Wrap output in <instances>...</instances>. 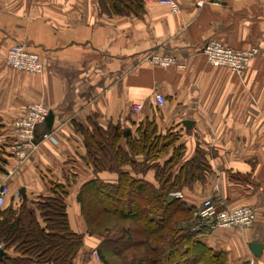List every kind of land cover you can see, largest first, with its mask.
Segmentation results:
<instances>
[{"label": "crops", "instance_id": "0c3cea01", "mask_svg": "<svg viewBox=\"0 0 264 264\" xmlns=\"http://www.w3.org/2000/svg\"><path fill=\"white\" fill-rule=\"evenodd\" d=\"M15 1L0 0V154L6 162L0 183L5 179L10 192L2 208L11 206L20 188L33 199L49 196L52 184L64 185L69 228L83 236L74 264H102L95 250L103 238L86 233L77 196L94 178L115 184L117 174L94 173L86 163L85 134L112 126L131 140L139 125L148 124L156 137L176 139L180 161L173 176L184 162L204 164L197 178L174 191L181 202L198 210L210 198L220 208L256 212L250 229L216 230L199 239L224 253L227 264H264V249L255 259L248 248L252 242L264 245V0H175L177 14L140 0H48L30 9L26 0L9 6ZM111 1L116 11L107 7ZM211 39L258 53L236 75L206 64L201 49ZM14 44L39 57L40 76L5 65ZM151 52L174 58L178 67L142 62ZM155 94L164 98L162 107L154 104ZM31 102L54 114L52 140L37 141L18 161L11 151L12 122ZM138 104L142 110L133 112ZM120 146L130 157L126 140ZM132 159L134 169L128 164L121 170L157 187L154 169H146L153 163L142 155Z\"/></svg>", "mask_w": 264, "mask_h": 264}, {"label": "trees", "instance_id": "16d2710c", "mask_svg": "<svg viewBox=\"0 0 264 264\" xmlns=\"http://www.w3.org/2000/svg\"><path fill=\"white\" fill-rule=\"evenodd\" d=\"M137 1L128 0L132 5ZM106 5L112 11L118 7L116 1ZM145 125H139L137 138L131 140L124 130L112 126L105 131L94 126L89 134H85L86 163L94 173L104 170L117 174L115 184L94 178L79 192L77 202L87 225L86 233L92 235L89 223L100 215L136 223V230L127 228L100 232L103 239L95 250L97 259L102 264H110L102 251L104 247L122 264H227L224 253L215 252L198 238L206 233L204 230L192 232L191 228L195 226L192 214L197 210L169 195L197 178L204 164L199 160L184 162L182 171L173 176V168L180 161L176 158L180 149L174 145L176 139L156 137L155 129ZM95 136L98 142L94 140ZM122 139L126 140L130 157L121 149ZM173 147L172 156L158 164V159L166 156L168 149ZM135 155H142L143 161L153 163L146 169H154L157 187L121 170L128 164L134 169L136 163L132 156ZM4 165L6 162L0 157V175L6 174ZM140 170L143 171L142 168ZM52 186L49 196L25 201L20 199L17 208H0V250L5 253L0 258V264H73L83 236L69 228L65 212L66 187L62 184ZM93 200L99 203L97 208H92ZM181 222H187V227L177 228Z\"/></svg>", "mask_w": 264, "mask_h": 264}, {"label": "built area", "instance_id": "2783aa9c", "mask_svg": "<svg viewBox=\"0 0 264 264\" xmlns=\"http://www.w3.org/2000/svg\"><path fill=\"white\" fill-rule=\"evenodd\" d=\"M145 4H156L162 7H168L173 14L180 11L179 5L175 0H140ZM258 50L251 48L249 50H240L232 47H228L221 44L218 40H208L201 49V55L204 57L206 64L213 68H223L231 71L233 74H244L251 62V60L257 55ZM142 62L149 63L153 66L160 68H169L177 66L174 58L170 56H164L158 52H151L146 55ZM5 65L20 73H27L40 76L43 73V66L40 63L39 57L26 49L22 44L12 45L5 58ZM154 104L158 107H162L165 104L164 98L160 94L153 96ZM133 112H140L142 105L138 104L133 106ZM49 110L41 104L36 103L29 105L22 113L13 121L14 139L17 143H20L23 150L17 155L19 160L22 161L26 158V152H30L36 148L37 138L35 136V128L37 125L43 123ZM52 140L50 135H44L40 140ZM15 146L11 148L14 150ZM11 149V150H12ZM4 179L0 183V208L5 204L7 196H9V188L5 184ZM175 198H181V194H173ZM19 196L15 194L12 199L11 207L17 208L19 204ZM218 204L211 201L210 198L203 200L201 206L193 214L192 222L195 226L191 228L192 232H198L199 229L204 230L206 233L211 234L216 230H247L250 229L255 220L254 209L247 206L240 207H225L223 209H217ZM203 235V234H201ZM2 245L0 244V249ZM249 264H253L250 262Z\"/></svg>", "mask_w": 264, "mask_h": 264}, {"label": "rangeland", "instance_id": "374dc122", "mask_svg": "<svg viewBox=\"0 0 264 264\" xmlns=\"http://www.w3.org/2000/svg\"><path fill=\"white\" fill-rule=\"evenodd\" d=\"M38 1H40V0H26L25 2H27V5H28V8L27 9H30L31 7H33V6H37V5H40V6H42V5H44L45 6V3H47L48 2V0H41V2H38ZM141 2V1H140ZM17 3V4H16ZM143 5H155V6H158V7H162V6H159V5H156V4H145V3H143V2H141ZM14 4H16V5H18V6H20V4H21V0H16L14 3L12 2L9 6H14ZM35 6V7H36ZM165 7V6H164ZM164 7H162V8H164ZM13 8V7H12ZM165 9H167L170 13H172L171 11H170V9L168 8V7H165ZM100 10H101V12H103L104 14L105 13H107V11H106V9L105 8H103V9H101L100 8ZM177 14V13H176ZM27 74V73H26ZM29 75H32V74H29ZM36 103H39V102H31V103H29L28 105H26L25 106V108L24 109H26L29 105H32V104H36ZM41 104H43V103H41ZM44 105V104H43ZM15 121V120H14ZM13 123V122H12ZM14 124V123H13ZM12 137H15V135H14V131H13V133H12ZM94 140H96L97 142H98V138H97V136H95V139ZM18 145L17 147L15 146V149L13 150H11L12 151V153H14L15 155H14V157H16V159L19 161V157L17 156L19 153H20V151H22L23 150V147L21 146V144L20 143H17L16 142V139H14L13 138V144L12 145ZM11 145V146H12ZM99 147V146H98ZM0 157L3 159L4 157L0 154ZM162 159H163V156L161 157ZM156 159V158H155ZM4 169V168H3ZM5 170V169H4ZM173 194H175L174 192H172L171 191V193L169 194L170 195V197L171 198H174V196H173ZM90 200H91V197H90ZM85 203H86V205H85V207L87 208L88 206V196L86 197V199H85ZM91 206H92V208H97V206H99V203L97 202V200H93L92 201V203H91ZM223 207V206H222ZM224 208V207H223ZM223 208H220L219 206H218V208L217 209H223ZM91 216H93L91 213H89ZM193 215V214H192ZM193 217H194V215L192 216V219H193ZM90 218H92V217H90ZM84 219V218H83ZM184 219H186V218H183V220ZM92 220L93 221H91L90 223H89V233H91L92 235H98V236H100L99 235V233L100 232H103L104 230H108V231H116L117 229L119 230V229H127V228H130V231L131 230H136V227H135V225H136V223L135 222H132V220L131 221H129V222H126V221H123V220H117V218H114V217H110V216H108V215H100L99 217H97L96 219H94V218H92ZM85 221V220H84ZM188 222V221H187ZM187 222H181V223H179V225H178V227L177 228H184L185 226L187 227ZM85 228H86V230H87V225H86V223H85ZM114 229H116V230H114ZM105 234V233H104ZM103 234V235H104ZM101 237V236H100ZM103 238V237H102ZM199 238V237H198ZM83 247V242H82V246H81V248ZM81 248L79 249V251L81 250ZM143 250V249H142ZM78 251V252H79ZM102 251H103V253H105L106 254V258L109 260V262H110V264H122V261L118 258L117 259V257H114V256H112V255H110V254H108V252H106V250L104 249V247H103V249H102ZM143 253H144V251H143ZM142 253V254H143ZM149 253V252H148ZM78 254V253H77ZM138 254V253H137ZM96 256V255H95ZM76 257H77V255L75 256V258H74V260L76 259ZM129 258V257H128ZM96 259H97V257H96ZM130 259V258H129ZM74 260H73V264H74ZM97 260H99V259H97ZM137 263V262H136Z\"/></svg>", "mask_w": 264, "mask_h": 264}, {"label": "water", "instance_id": "95a60500", "mask_svg": "<svg viewBox=\"0 0 264 264\" xmlns=\"http://www.w3.org/2000/svg\"><path fill=\"white\" fill-rule=\"evenodd\" d=\"M53 122H54V114L52 112H48L46 118L44 119L43 123L39 124L36 126L35 128V136L37 138V141H39V139L44 136V135H48L53 127ZM185 124H188V122H186ZM38 128H43L45 131L43 132V134H38L37 133V129ZM129 133V132H126ZM37 141H35V143H37ZM17 195L19 196V198L22 201H25L27 199V195L25 193V189L24 188H20L17 191ZM248 248L249 251L251 252V255H253V257L255 259H259L261 257V253L264 249V245L258 242H252L250 244H248ZM5 256V253L0 250V258Z\"/></svg>", "mask_w": 264, "mask_h": 264}]
</instances>
